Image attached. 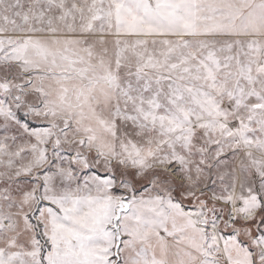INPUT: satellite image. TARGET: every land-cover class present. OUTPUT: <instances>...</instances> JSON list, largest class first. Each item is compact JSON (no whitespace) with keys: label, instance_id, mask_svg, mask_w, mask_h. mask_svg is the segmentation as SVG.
Segmentation results:
<instances>
[{"label":"snow or ice","instance_id":"obj_1","mask_svg":"<svg viewBox=\"0 0 264 264\" xmlns=\"http://www.w3.org/2000/svg\"><path fill=\"white\" fill-rule=\"evenodd\" d=\"M0 264H264V0H0Z\"/></svg>","mask_w":264,"mask_h":264}]
</instances>
